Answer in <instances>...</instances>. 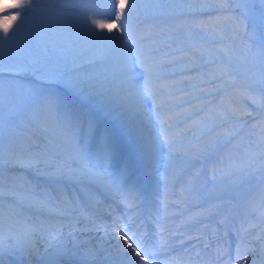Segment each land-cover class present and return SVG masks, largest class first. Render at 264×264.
<instances>
[{
	"label": "bare ground",
	"instance_id": "bare-ground-1",
	"mask_svg": "<svg viewBox=\"0 0 264 264\" xmlns=\"http://www.w3.org/2000/svg\"><path fill=\"white\" fill-rule=\"evenodd\" d=\"M118 2L119 0H117V3ZM91 15L92 13H90L88 16ZM97 18L99 19L100 17ZM134 21L135 20H132L130 22ZM116 23L118 24L119 22ZM131 31L133 38L136 39L138 43L143 44L146 49L152 50V54L159 58V63L163 68V75L155 81V84L152 87L154 91L160 93L159 102L166 104L164 107V112L161 111L163 118L167 119L168 122L175 119V126L167 130V135L170 138H176L180 136L182 138L184 135H186L185 133L192 132V136L194 137L189 141L193 139L195 140V138L199 136L200 144H197L196 148L189 150L191 151L189 156H191L193 159L201 158L202 164H205L214 155L217 148L220 147V143L217 141L213 142L214 139L210 141L209 138L211 139L214 137V135L216 137L217 133L219 134L228 127H231L233 123L230 121L226 123L224 121H215L210 127L213 130L206 129L201 132L200 135H198V133L202 128L201 124H203L208 119L210 122L214 120L213 117H217L218 115L224 117L226 112L225 106L231 105V101H229L230 99L228 97L229 91H220L217 88L207 86L206 88H212L210 89L212 92L215 90H217V92L215 94H207V96L203 97V100L196 99V97H190L187 99L182 97L185 98L184 102L186 104L184 106H187L190 102V107H194L197 105V102L200 103L201 101H206L199 110L207 106L203 114L206 112L211 114V116L207 119H205L206 115H202L199 119H197L195 116L192 118L190 117L187 122L186 119L181 118V115L177 112V110H179L178 108H172L171 105H168L166 102V98L168 96L163 95V91L166 87L172 84H180L181 81L187 80L190 78L191 74L189 72H173V70L170 69L168 62H172L174 57L168 52L169 46L167 45L169 43H167L165 40L158 39L159 30L149 26L147 22H139L138 24L134 25V27H132ZM112 34H118L116 33L115 28H113ZM83 39L88 41L85 35ZM162 53H166V55H161ZM87 54L88 56L90 54V56L94 54L93 57L95 60L87 63L85 76L94 77L96 81L102 82L97 83L96 87L102 91L103 89H108V91L104 94L105 96L110 95L117 87H119L113 64L105 60L102 50L95 47H93L92 50H89V44L87 47ZM167 71L171 72L169 73ZM255 76H257V73L255 72L247 73L241 71L239 73V82H246L252 77L255 78ZM132 84L133 87H143L144 85L143 70L139 67L135 69V78ZM200 87L201 86L192 88L191 92L198 91V88L200 89ZM183 89L185 88H180L179 90ZM174 90L175 93L179 91L178 88H175ZM182 96H185V94L182 93ZM117 97L118 100L116 101L115 106L111 104L107 106L101 105L98 102L100 97L96 95H92L87 99L81 95H79V98L77 99L67 95L65 98L66 101L63 103L66 108H71L72 110L83 114L85 118L88 116L95 118L98 128L100 130L107 129L110 133L111 141L114 147V153L111 160H99L96 144H94L93 148L89 145L87 146L86 150L90 163L97 166L102 171V173L105 172L108 174L107 170L110 168L111 164L116 163L117 161H124V163H126V161H130L136 165L138 169L137 171H139L136 181L134 182L133 180H127L123 183L118 175L112 176L109 179L110 184L104 180L105 177L103 175L102 177L84 183L67 178L54 179L52 177L42 175L35 167L22 168L17 163H14L15 165L13 166V169H0V184H2V188H0V192H2V194H0V226L5 227L6 229V231L2 230L5 243L3 249L0 250V264H4L5 261H7L9 264H36L40 262L41 259L48 255H52V253L55 252L49 250L48 240L52 236H59L62 240H64L66 244V251L60 253L58 258L59 260L52 259L48 260V262L40 264H57L59 262H63L64 259H66L64 264H120L121 260L126 258H121L118 256L119 249L117 247V242H119L120 245H122L124 242L123 240L119 239V235H116V233L113 231L114 229H107L104 227L107 218H105L102 214L105 212H111L109 213L111 214L109 218L115 222H121L124 219L121 218L119 208L115 206V202L111 204L110 201L119 199L121 201L128 202L127 193L129 192L132 194V192H136L143 182H146L147 184L148 182L151 183L149 194L150 199H148V201L152 202L153 213L160 212L161 205L166 202V199L171 198L169 192L167 193L166 197L160 201L159 193L157 191L162 187L155 181L156 179H154L153 182L150 178L153 176L157 179L160 178L162 183L165 181L167 182L166 178H168V176H165L166 170L171 169L172 167L176 168V166L179 168L181 167L180 165L185 164L188 161L178 162V165L173 163V158H177L179 154L183 153L180 151L179 146L173 145L171 157H169V150L167 146H164L163 149L156 154L152 161L146 162L138 151L137 139L141 136L146 137L152 134L156 135L160 131V124L156 122L155 116H153L151 120H149L146 116V114L152 108V103L149 100L144 105L143 109L137 113L134 97L125 96L123 92L117 93ZM232 104L233 105L231 106L233 109L237 111L239 110L242 113L245 112L242 110L240 104L233 102V100ZM262 111L260 112L262 116H258L254 119H251L253 115L249 114L250 127L257 126L258 123L260 124V122H262L264 119V114H262ZM45 127H47L48 130H45ZM207 130L211 132L207 134ZM35 132H41L45 134L47 138L51 139V141L56 142L57 144L62 143L67 148L69 147L71 151H75L73 144L68 141L66 135H61L58 126L50 121L46 115L44 116L36 114L30 117L26 124L17 122L14 125L13 137L9 143V146L11 144L13 155L10 158L8 148L7 152L5 153V158H8L9 160L6 162H14L16 155L19 154H24L26 156L33 155L38 158L45 155H50L57 158L62 157L68 162H71V160L74 158L71 155L60 154V152L50 147L46 141H44V139L42 140V138H40ZM204 132L205 134H203ZM203 135L205 136L201 137ZM207 135H210L208 139L206 137ZM30 140H33L34 143L32 141L30 142ZM241 140V134L236 135L231 141L233 143L232 148L229 147L231 144L226 145L221 154H218V156L216 155V158L218 157L217 161L220 162L227 160L235 152L236 146L241 142ZM36 141L41 143V147H38V143H36ZM123 148H125V155L122 154V151H124L122 150ZM250 164L251 163H249L247 166H252ZM217 165L221 166L223 170H226L224 163L220 162ZM196 168H199V171L201 172L203 166H195L194 169ZM190 171V169H183V174L181 176L187 175ZM12 175H16L18 180H14L13 177H11ZM249 175L252 176L250 180L257 178V175H253V173L250 171ZM215 176L218 180H221V182L226 181L224 179L225 175L223 174H216ZM209 178L210 176L205 174L201 178V181L204 182ZM182 179L183 178L178 180L176 178V180L172 181L171 191L174 192V197H177L178 193H181V190L183 189V187L181 188L183 184L182 182L184 181ZM258 180L259 182L255 184L252 193L249 194L246 192V187L242 185V183H239V190H234L231 187L232 189L230 190L234 196H232L230 199L211 202L209 198L202 204H194V201L192 200L200 198L198 196L199 193L195 189L189 192V194H192L193 196L192 200H187L188 197L183 196L186 201L184 200V203L182 202L176 205V207L181 208L179 211H183L186 206H196L194 211L197 213L200 211L209 212L214 205H216L215 210H217L216 208L226 205V210L219 218L215 220V224H219L222 219L226 221L227 215L232 216L230 218V224H227V228L225 227L224 230L228 231L234 243H238V245H240L241 255L244 257L243 259L237 261L235 259L236 254L231 256V259H229V253H227L226 249L229 245L230 238L223 233L219 234L220 230L215 228L213 224H210V220L207 222L210 224V227L207 230L208 235L204 237L203 241L193 243L189 246L186 245L184 248L185 252H179L176 251L178 250L176 249L171 251L173 254L165 256L159 261L151 259V264H264V241L262 240L261 243H259L260 240L253 239L255 236H260L262 233L264 234V213L261 216L263 218L260 223L254 227V231L246 238L244 237L245 230L248 231V229H250L248 226H246V223L250 220L249 219L247 221L245 218L246 210L250 211L256 203H259L261 206L259 205L257 210H254V213L255 215L261 214L260 209L262 210V207L264 206V175L260 174ZM21 181H23V183ZM163 186L165 187L166 185ZM243 186L244 188H242ZM9 189H14L18 194L31 193L37 198L48 196L64 200H66L65 198L72 199L77 202V211L75 212H79L81 215L85 214V212L90 213L91 216L94 217L93 221L91 224H88L87 222L80 221L81 219L77 220L78 218H75L77 215H74L72 218H61L52 222L56 215H46L45 211H40L36 208H31L25 204H22L16 198V196H14L12 192L9 191ZM85 189L92 193V198L85 196ZM95 199L97 202H94ZM133 199L134 197L132 196L129 202H131ZM262 199L263 201H261ZM106 200L107 203L105 204ZM99 202H104V204H100ZM96 204H100V206H96ZM195 212H190L187 209L184 211L187 216L193 215ZM218 212L215 211L212 216L216 215ZM209 215L210 214L207 216ZM21 217L25 220V222L40 225V228L34 237V251L29 254H21L19 251H14L8 246V237L10 234L20 235L23 232V225L16 223L18 218ZM48 219H51L50 221H47L49 226L44 225L45 223H41V221ZM185 223L186 221L184 217H178L172 221V224H168V227L162 233L155 232L157 236L155 239L153 238V240H148L145 246L146 251L150 253L152 249L156 251L160 247L167 244L168 240H172L171 233L177 231L174 230L175 228L173 227L177 224L181 225ZM252 223L255 224L254 222ZM240 229H242L243 232L239 235ZM115 230L118 232L117 229ZM177 237L179 236H174L175 239ZM253 242L254 244H252ZM73 243H75V247L72 246ZM250 244L252 245L249 246ZM176 245L177 244L174 246ZM246 245L248 246L246 247ZM218 250H223L225 253V255H223V257L219 260L217 259ZM196 254H198L199 258H195ZM160 256L161 254L159 253L154 257L158 258ZM140 264L145 263L144 261H141Z\"/></svg>",
	"mask_w": 264,
	"mask_h": 264
},
{
	"label": "rangeland",
	"instance_id": "rangeland-1",
	"mask_svg": "<svg viewBox=\"0 0 264 264\" xmlns=\"http://www.w3.org/2000/svg\"><path fill=\"white\" fill-rule=\"evenodd\" d=\"M129 1L131 3V0ZM13 2L14 0H0V8ZM142 3L145 7L140 11L139 18H135L134 24L147 22L159 30L158 39L169 43L168 52L174 57L172 62H168L170 69L173 72L191 74L190 78L179 84L188 90L185 95L205 97L217 92H212V88L226 90L229 91L231 105L233 100L245 111L242 113L231 105L225 106L226 115L224 114L223 118L218 115V121H230L233 125L225 129L226 131L217 133L216 137L214 135L211 140L220 142L227 138L228 142L241 134L242 140L238 143L233 161L229 163L233 170L251 163L253 168L250 169L253 175H257L254 183H258L260 174L264 175V119L257 126L250 127L249 114L253 115L251 119L262 116L259 109L264 101V54H261V46L264 44V0H228L226 8L221 10H205L195 14L186 12L181 15L171 11L162 13L160 9L148 5L147 0H142ZM74 4L76 0H38L37 6L44 11L30 16L28 23L13 39L0 44V65L5 69L0 72V141L4 144L5 153L17 122L26 124L29 118L36 114L47 116L42 108L47 94L55 93L63 102L67 95L79 98L80 94L67 87L64 81L77 74L84 77L87 63L95 58L94 54H87L88 41L83 39L82 30L84 16L90 15L91 12L84 13ZM189 33L203 34L208 38L190 39ZM177 48H182V51H173ZM9 68L20 71H9ZM221 68L227 69L226 76H220ZM241 71L255 72L257 76L246 82H239ZM198 86L202 88L191 92L192 88ZM207 86L212 88H206ZM205 102L193 108L198 110ZM165 105L164 103L162 112ZM169 124L167 130L175 126V119ZM205 126L202 125V128ZM44 129L48 130L47 127ZM35 133L60 154L74 157L75 151H71L69 147L51 141L41 132ZM185 134L182 138H175L174 146H179L180 151L184 153L173 158L175 165H178V162L194 160L189 156V150L193 149V145H197L194 142L200 138L189 141L194 137L193 133ZM36 143L41 147V143ZM79 143L82 145V142ZM92 145L93 143L90 144ZM5 153L3 161H0V169H13L15 164L6 162L9 159L5 158ZM235 157L241 163L236 164ZM231 166L228 172L231 171ZM165 174L180 175L181 168L172 167L166 170ZM11 177L18 180L16 175ZM227 185L230 184L217 178L209 180L204 184L201 198L218 197L228 191L230 187ZM259 239L264 241L263 235ZM59 255L54 252L36 264L45 263Z\"/></svg>",
	"mask_w": 264,
	"mask_h": 264
},
{
	"label": "snow or ice",
	"instance_id": "snow-or-ice-1",
	"mask_svg": "<svg viewBox=\"0 0 264 264\" xmlns=\"http://www.w3.org/2000/svg\"><path fill=\"white\" fill-rule=\"evenodd\" d=\"M147 3L151 7L160 9L162 13L171 11L173 14L181 15L186 12L195 14L205 10H221L226 8L228 0H147ZM37 5L38 0H14L13 3L0 8V44L13 39L17 32L28 23L30 16L41 14L44 11ZM74 6L82 9L84 13H92L91 16L85 15L82 23V30L87 37L89 50H92L93 47L102 50L105 60L113 64L119 87L110 95L105 96L104 93L108 89H103V91L98 89L96 84L102 82L96 81L94 77H81L77 74L69 76L64 83L85 99L92 95L99 96L98 102L104 106L109 104L115 106L118 100L117 93L123 92L125 96L134 97L137 113L150 100L152 108L146 116L149 120L155 116L156 122L160 124V131L155 136L139 137L137 139L138 151L146 162H150L164 146H167L169 157H171L175 138H170L167 135V127H170V124L161 113L163 104L159 102L160 93L154 91L152 87L155 81L163 75V68L159 63V58L152 54V50L146 49L143 44L138 43L133 38L131 31L130 21L139 18L140 11L145 7L144 3L142 0H131L130 4L129 0H119L118 3L117 0H76ZM113 28L118 34H112ZM188 38L207 39L208 37L199 33H189ZM173 51H182V48L173 49ZM261 54H264V44L261 46ZM161 55H166V53ZM137 67L143 70V87H133L132 84ZM4 70L3 65H0V72ZM8 70L20 71V69L13 68ZM226 75L227 69L221 68L220 76ZM42 108L49 120L59 127L61 135H66L68 141L74 145V158L68 162L62 157L57 158L50 155L38 158L33 155L19 154L16 155L14 163L19 164L22 168L35 167L42 175L54 179L67 178L84 183L102 177V171L90 163L85 153L87 146L94 142L98 159L101 161L111 160L114 147L108 130H100L95 118L91 116L85 118L83 114L66 108L62 99L55 93H49L44 97ZM80 141L83 142L82 145L77 143ZM4 153V144L0 141V161H3ZM12 155L10 144V158ZM121 175H127L126 168L121 169ZM0 188H2V184H0ZM9 191L22 204L40 211H47L50 215L71 216L73 212L77 211V202L72 199L64 200L48 196L37 198L31 193L18 194L14 189H9ZM84 193L88 198H92V193L87 189L84 190ZM16 223L23 225V232L20 235L10 234L8 246L21 254H29L34 251V237L40 225L27 224L22 217L18 218ZM113 231L124 242L123 245L117 242L118 256L126 258L121 260L120 264H140L141 261L151 264V253L146 251L142 240H137L135 234H132L129 237L132 241L130 243L129 239L125 238L128 233L123 226L118 232L115 229ZM4 243L3 231L0 229V250L3 249ZM48 244L49 250L58 254L66 251V244L59 236H52L48 240ZM72 246L75 247V243ZM223 255H225L224 251L218 250L217 259H221ZM243 258L240 245H237L235 259L240 261Z\"/></svg>",
	"mask_w": 264,
	"mask_h": 264
}]
</instances>
